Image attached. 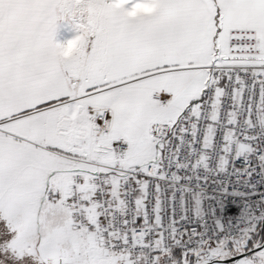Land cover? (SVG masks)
<instances>
[{
  "label": "snow or ice",
  "instance_id": "6c2138e0",
  "mask_svg": "<svg viewBox=\"0 0 264 264\" xmlns=\"http://www.w3.org/2000/svg\"><path fill=\"white\" fill-rule=\"evenodd\" d=\"M0 264H264V0H0Z\"/></svg>",
  "mask_w": 264,
  "mask_h": 264
},
{
  "label": "crops",
  "instance_id": "0c3cea01",
  "mask_svg": "<svg viewBox=\"0 0 264 264\" xmlns=\"http://www.w3.org/2000/svg\"><path fill=\"white\" fill-rule=\"evenodd\" d=\"M72 24L68 21H60L58 22V26L55 33V40L59 43H64L67 40L73 38L74 33L72 29Z\"/></svg>",
  "mask_w": 264,
  "mask_h": 264
},
{
  "label": "clouds",
  "instance_id": "9594fccd",
  "mask_svg": "<svg viewBox=\"0 0 264 264\" xmlns=\"http://www.w3.org/2000/svg\"><path fill=\"white\" fill-rule=\"evenodd\" d=\"M145 14L147 15V14H151V13H145ZM74 49H75V45L73 46L72 49H66V51L69 52V57H66V58H70L71 54H74Z\"/></svg>",
  "mask_w": 264,
  "mask_h": 264
},
{
  "label": "rangeland",
  "instance_id": "374dc122",
  "mask_svg": "<svg viewBox=\"0 0 264 264\" xmlns=\"http://www.w3.org/2000/svg\"><path fill=\"white\" fill-rule=\"evenodd\" d=\"M72 29H73L72 31H73L74 36H75V35H76V32H75L74 26H72ZM74 36H73V37H74Z\"/></svg>",
  "mask_w": 264,
  "mask_h": 264
}]
</instances>
